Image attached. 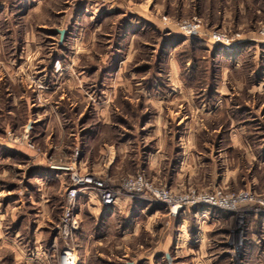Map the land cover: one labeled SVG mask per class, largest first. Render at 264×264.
<instances>
[{
	"label": "rangeland",
	"instance_id": "1",
	"mask_svg": "<svg viewBox=\"0 0 264 264\" xmlns=\"http://www.w3.org/2000/svg\"><path fill=\"white\" fill-rule=\"evenodd\" d=\"M61 1H47L46 20L27 21L31 0H0V264H22L5 240L18 235L31 257L45 252L42 241L60 264L58 226L74 173L142 203L111 223L85 212L71 242L77 264H264V210L254 201L240 206L245 241L236 250L233 212L186 206L173 214L123 187L142 175L175 196L222 190L264 200V0H131L110 13L106 0H94L103 11L81 15L63 41L52 34ZM192 20L201 31L188 36L179 24ZM40 21L53 26L41 31ZM213 32L231 43L213 42ZM58 42L72 78L46 80L35 74L44 65L22 66L26 44L49 62ZM210 209L221 224L204 223Z\"/></svg>",
	"mask_w": 264,
	"mask_h": 264
},
{
	"label": "built area",
	"instance_id": "2",
	"mask_svg": "<svg viewBox=\"0 0 264 264\" xmlns=\"http://www.w3.org/2000/svg\"><path fill=\"white\" fill-rule=\"evenodd\" d=\"M179 27L188 36H195L201 31L200 22L197 20L184 21L179 24ZM210 39L220 44L231 43L229 38L222 32H213L210 34ZM60 169L74 171L73 166ZM123 187L127 192L140 194V198L144 200L160 202L172 207L173 214L177 211L175 209L186 206H209L233 212L237 218L238 229L232 232L230 243L236 250L241 249L245 241V212L240 211V206L254 201L253 203L258 204L264 210V200L255 198L251 192H241L238 195H233L222 190H216L210 194L192 191L183 196H175L167 188H157L148 183L142 175L125 180ZM82 192H96L100 201L106 207L115 205L119 195V192L107 186L105 181L92 175L81 176L76 173L72 175L71 186L65 194V205L58 226L59 238L64 243L60 253V264L78 263L77 251L72 247L71 242L80 226L78 198Z\"/></svg>",
	"mask_w": 264,
	"mask_h": 264
},
{
	"label": "crops",
	"instance_id": "3",
	"mask_svg": "<svg viewBox=\"0 0 264 264\" xmlns=\"http://www.w3.org/2000/svg\"><path fill=\"white\" fill-rule=\"evenodd\" d=\"M47 1L48 0H31V2L34 3V6L31 9H29L30 11L26 10L23 13L24 19L25 20L28 19L27 21H29V19L32 16L42 15V13L44 16V14L46 12L45 10H47V5H46ZM93 1L94 0H63V2L61 1L66 9H63V10L56 13L57 15H62V22H61V24H59V23H56V25L54 24L55 28L52 30V32H53L52 34L59 35V40H60V31H66V34H68V35L74 33L75 28L77 26H79V23L81 22L80 21L81 15L85 16L83 14H86V12L90 13L93 9H94L93 10L94 13L98 12L100 10L103 11V9L95 8V6L92 7L90 5V3ZM152 1L153 0H145L144 3H150ZM115 2L116 3L117 2H119V3L123 2V4H128V3H131V0L127 1V2H124V0H106V3L109 4L107 6L108 13H110L109 11H111V10L121 9L119 7L117 8L116 4H114ZM112 3H113V5H111ZM140 7H142V6H140ZM130 9H132V8H130ZM130 13H132V12H130ZM90 14H87V15L89 16ZM127 14H128V12H125L123 14V16L125 17ZM134 17H139V18H142L143 20L145 19V17H143L142 15H140L138 13L135 14ZM37 19L42 20V21L46 20L45 16L44 17L38 16ZM91 19H94V17L91 16ZM42 21H40L39 23H35L37 25L36 28L41 30V31H43V29H45V28L50 29L53 26V25H50V24H48L46 22H42ZM60 46H61L60 42H58L57 45H55V43H54L53 47L50 48L53 50L52 53H55V54L52 55L53 57L51 59H49V62H48V57L45 55L42 56V51H43L42 47L36 48V46H31L30 44H26V46L21 50L20 56H19L20 60H22L24 63V64H22V66L24 65V66L32 67L34 65L35 66L44 65L43 68L37 69L35 71L36 72L35 74L39 75L40 78H44L46 80H47V78L57 79V80H60L61 78L65 79L66 77L72 78L73 74H72V72L70 73V71H69V69H72L71 64L67 63V59H65L66 56L64 55V53H62L63 51H66V50L63 47L59 48ZM58 48H59V51H58ZM58 52L61 54H58ZM9 64H10V62H9ZM25 69H26V67H25ZM107 163H108V165H111L112 161L107 162ZM51 175H53V174H51ZM53 176L60 181L62 180L61 179L62 176L59 173H56ZM33 179L35 181L36 180L39 181V180H42V177L36 176ZM26 190L27 189H25V191ZM38 191H40V193L42 192V194H44V192H43L44 190L42 187H39ZM36 201H37V203L34 202L33 204H36L39 206L44 205V202H43L44 200L38 199ZM134 204H135V206H133ZM141 206H142V203L139 200H131L130 198L127 200H124L122 198L121 199L118 198L115 205L112 208H108L102 204L99 197L94 192H82V194L78 200V209H79L78 211H80L79 212V218H81V216L83 214H85V212H87V215L90 214L91 216H94V218H96V219H97V217H99V219H100L99 221L105 222V223H108V222L111 223L112 219L117 215V213L124 212L128 208L133 209V207H141ZM90 209L92 210V212L89 211ZM158 212L159 211L156 210V213L155 214L152 213L153 215L151 217L156 216ZM217 212H219V211H217L215 209H210L208 211H205V213H204V214H207L208 216H203L204 214L202 215V211H200V212L198 211L197 214L199 216H203V219H204L203 221H205L204 223L209 222V221H206V218H207L210 220V222L212 224L219 225V224H221L223 219H221L220 216H214L215 213H217ZM146 213H148V208H146V207L142 208L140 215H143V214L146 215ZM220 215H222V214H220ZM183 222L185 223V220H183ZM139 225L140 224L137 225V227H136L137 229L140 227ZM183 227H184V225H183ZM262 227L264 228V223H263ZM180 232H181V230H180ZM82 234H83V232H82ZM126 235H127V233H126ZM133 235H137V233H134ZM82 236H84V235H82ZM18 237H19V235L16 237L5 239L8 243V245L12 246L11 247L12 253H13L14 259L16 261H19L22 264H51V262H53L52 260L55 258V255L52 254V256L49 257L50 259H48V254L50 253V251L48 250V247H47L48 244L44 247V245L41 243L42 241L41 242L38 241L42 237L41 235H39L37 237V234H36L34 236V238H35L34 243L37 244L39 242L40 247H41L40 249L46 248V250L43 253L40 252V256L34 254V256H32V257L29 254V251H26L27 245L30 242H27V243L24 242V244H23L21 241H17ZM84 240H86V239H84ZM256 241L258 243H261L262 240H261V238H258ZM17 243H18V245H17ZM31 246H32V244L30 243V247ZM28 247H29V245H28Z\"/></svg>",
	"mask_w": 264,
	"mask_h": 264
},
{
	"label": "water",
	"instance_id": "4",
	"mask_svg": "<svg viewBox=\"0 0 264 264\" xmlns=\"http://www.w3.org/2000/svg\"><path fill=\"white\" fill-rule=\"evenodd\" d=\"M66 31H60V39L63 41Z\"/></svg>",
	"mask_w": 264,
	"mask_h": 264
}]
</instances>
